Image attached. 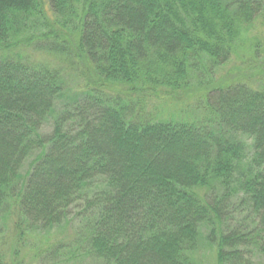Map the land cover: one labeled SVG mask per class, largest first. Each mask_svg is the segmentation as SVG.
Here are the masks:
<instances>
[{"label": "trees", "instance_id": "1", "mask_svg": "<svg viewBox=\"0 0 264 264\" xmlns=\"http://www.w3.org/2000/svg\"><path fill=\"white\" fill-rule=\"evenodd\" d=\"M263 11L264 0H0V219L14 216L17 245L8 261L0 244V264H17L31 232L62 227L75 207L88 211L85 249L102 264H195L202 244L214 264L264 256V83L213 85L202 118L140 104L187 92L203 56L228 63ZM22 15L55 31L44 38L91 86L66 96L60 70L20 52L11 35ZM236 134L252 139L251 169Z\"/></svg>", "mask_w": 264, "mask_h": 264}, {"label": "rangeland", "instance_id": "2", "mask_svg": "<svg viewBox=\"0 0 264 264\" xmlns=\"http://www.w3.org/2000/svg\"><path fill=\"white\" fill-rule=\"evenodd\" d=\"M15 21L16 26L13 27L11 36L17 46L20 47V52L26 57H30L34 63L60 70L66 84L64 88L66 96L80 92V89L85 86H91L90 79L85 80L76 68L71 67L66 56L59 51H53L52 38L54 36L48 35L45 38L44 36L45 33H55V31L49 26H43L40 16L22 15ZM50 24L53 25L52 22ZM66 27H71V24ZM237 46L239 47L236 48V54L222 66L214 65L213 61L204 56L199 58L197 66L188 70L190 77L187 92L157 91L155 94L157 97L150 96L143 102L141 101L140 104L146 112L148 111L153 115L160 114L158 117L161 118H167L169 114L183 118H202L206 115L201 105L204 100L203 93L211 92L213 85L245 84L256 89L264 83L263 58L260 56L261 50L264 48V11L259 14L253 24L246 25L245 29H242ZM117 89L121 90V88ZM105 92L110 93L109 90ZM143 94L145 96L151 95L147 92ZM121 96L119 95V98H123ZM60 109L61 103L55 106V113L48 117L42 125L41 135H49L54 124V118L59 114ZM234 140L239 141L245 149L244 157L239 162L241 167L243 169L253 168L255 164L251 158L252 139L249 136L236 134ZM42 152H44L43 149L34 151L22 164L20 180H23L28 171L32 169ZM103 188L102 180L98 179L90 185L87 193L90 196ZM85 211H82L81 207H75L69 215L68 222L62 227L42 233L31 232L30 237L25 242L24 249L21 248L19 251L17 264H102L99 260H95L90 253H87L85 249V237H83L84 231H82L85 224L84 219L88 216V211ZM13 218V215H9L7 221L0 219V244L4 243L2 250L5 251L8 261L12 260V255L17 248L14 240L8 238L11 235L9 229L14 224L15 219ZM204 230L201 229L202 237L206 235ZM199 248L194 256L195 264H214L212 250L204 244ZM251 264H264V256L252 255Z\"/></svg>", "mask_w": 264, "mask_h": 264}]
</instances>
